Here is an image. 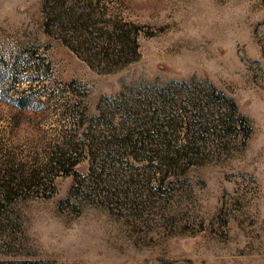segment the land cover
I'll return each instance as SVG.
<instances>
[{
  "label": "rangeland",
  "instance_id": "1",
  "mask_svg": "<svg viewBox=\"0 0 264 264\" xmlns=\"http://www.w3.org/2000/svg\"><path fill=\"white\" fill-rule=\"evenodd\" d=\"M0 264H264V0H0Z\"/></svg>",
  "mask_w": 264,
  "mask_h": 264
},
{
  "label": "trees",
  "instance_id": "2",
  "mask_svg": "<svg viewBox=\"0 0 264 264\" xmlns=\"http://www.w3.org/2000/svg\"><path fill=\"white\" fill-rule=\"evenodd\" d=\"M105 31L106 32L103 34L105 36L104 42H108V47L106 51H104L103 48L101 49L102 57L105 58L106 62H109L110 65H127L132 60V58H134V54L137 51L136 45L138 43L137 39L134 37L131 41H129L130 35L128 33V25L116 24L112 27V29H107ZM113 44H115L116 47L114 48L113 52H110V47H112ZM181 87L182 86H179L178 81L171 80L164 87L157 89L158 97L165 98L167 97L168 93H171L172 95L175 91L177 92V90ZM171 95L169 94L168 96ZM107 106V108L113 107L111 103L107 104ZM152 115L153 117L157 116L155 113H153ZM147 117L148 118L144 123L145 128H147L146 126L154 121V119H152V116L148 115ZM233 117L234 116L231 115L228 119L233 120ZM158 134L161 135L160 133ZM159 140H161V138ZM92 144H94V142H92ZM140 150V152L144 154L143 160H147L148 163L154 162L156 159L160 160V158H162L163 161H170L169 164H173V161L171 160H174L176 158L175 156L179 153L175 145L168 140H161L156 143L141 144ZM157 165H155V167Z\"/></svg>",
  "mask_w": 264,
  "mask_h": 264
}]
</instances>
